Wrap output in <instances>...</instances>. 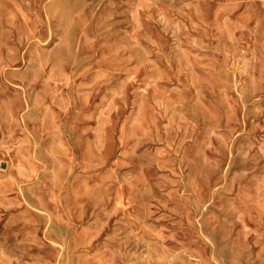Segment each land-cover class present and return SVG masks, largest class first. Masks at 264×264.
<instances>
[{"label":"rangeland","instance_id":"rangeland-1","mask_svg":"<svg viewBox=\"0 0 264 264\" xmlns=\"http://www.w3.org/2000/svg\"><path fill=\"white\" fill-rule=\"evenodd\" d=\"M0 264H264V0H0Z\"/></svg>","mask_w":264,"mask_h":264}]
</instances>
